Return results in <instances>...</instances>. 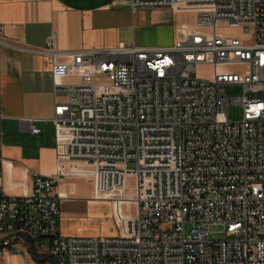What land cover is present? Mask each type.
<instances>
[{
  "label": "built area",
  "instance_id": "1",
  "mask_svg": "<svg viewBox=\"0 0 264 264\" xmlns=\"http://www.w3.org/2000/svg\"><path fill=\"white\" fill-rule=\"evenodd\" d=\"M113 3L192 12L194 26L167 48L62 53L46 40L53 95L65 98L51 119L55 174L9 196L0 157V254L25 242L52 264H264V0ZM228 86L241 90L239 121L227 117ZM70 178L110 202L116 236L59 235L55 188ZM212 226L226 239L207 241Z\"/></svg>",
  "mask_w": 264,
  "mask_h": 264
},
{
  "label": "crops",
  "instance_id": "2",
  "mask_svg": "<svg viewBox=\"0 0 264 264\" xmlns=\"http://www.w3.org/2000/svg\"><path fill=\"white\" fill-rule=\"evenodd\" d=\"M113 2L0 0L1 185L7 195H27L36 176L55 174L51 119L54 104L64 103L65 98L53 95L50 58L42 52L48 38H53L54 48L62 53L109 50L129 42L142 48H167L194 26L177 19L184 12H132ZM33 128L38 132H32ZM55 191L64 196L56 220L61 237L117 235L112 206L93 200L91 179L70 178ZM0 264L52 262L37 256L30 244L20 242L0 254Z\"/></svg>",
  "mask_w": 264,
  "mask_h": 264
},
{
  "label": "rangeland",
  "instance_id": "3",
  "mask_svg": "<svg viewBox=\"0 0 264 264\" xmlns=\"http://www.w3.org/2000/svg\"><path fill=\"white\" fill-rule=\"evenodd\" d=\"M177 19L184 24H191L195 22V15L191 12H184L179 15H177ZM220 32L224 36L232 37L237 36L239 32L237 30H231V29H220ZM210 69L209 68H203V67H197L195 70L196 76H204L209 75ZM225 94L228 99V105H227V117L229 121H239L242 118V108L239 105H235L231 102L233 98H237L241 95V90L239 87L236 86H228L225 89ZM134 179L132 177H128L125 182V188H126V197L127 198H133L134 197ZM209 236L207 238V241L209 242H217L221 240H225V234L221 227L219 226H212L209 229Z\"/></svg>",
  "mask_w": 264,
  "mask_h": 264
}]
</instances>
